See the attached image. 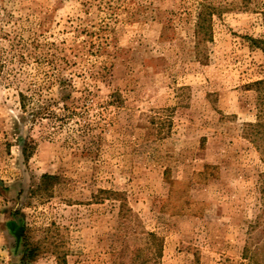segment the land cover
<instances>
[{
  "label": "rangeland",
  "instance_id": "rangeland-1",
  "mask_svg": "<svg viewBox=\"0 0 264 264\" xmlns=\"http://www.w3.org/2000/svg\"><path fill=\"white\" fill-rule=\"evenodd\" d=\"M251 38L264 0H0V264H264Z\"/></svg>",
  "mask_w": 264,
  "mask_h": 264
},
{
  "label": "trees",
  "instance_id": "trees-1",
  "mask_svg": "<svg viewBox=\"0 0 264 264\" xmlns=\"http://www.w3.org/2000/svg\"><path fill=\"white\" fill-rule=\"evenodd\" d=\"M210 16H212V11L209 9H201L199 11L197 21L198 33L210 29ZM251 41L254 44H258L262 50H264V39L251 38ZM253 86L257 92V120L256 122L248 123L246 125L245 136L246 138H249V140L254 143L257 149L264 155V79L254 82ZM23 152L29 156L25 147L23 148ZM262 192L264 193V188ZM150 235L156 237L153 233Z\"/></svg>",
  "mask_w": 264,
  "mask_h": 264
}]
</instances>
